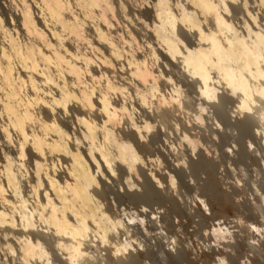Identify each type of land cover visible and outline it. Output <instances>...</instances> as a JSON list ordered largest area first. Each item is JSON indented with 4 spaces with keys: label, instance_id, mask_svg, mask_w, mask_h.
Listing matches in <instances>:
<instances>
[{
    "label": "bare ground",
    "instance_id": "1",
    "mask_svg": "<svg viewBox=\"0 0 264 264\" xmlns=\"http://www.w3.org/2000/svg\"><path fill=\"white\" fill-rule=\"evenodd\" d=\"M0 5L10 18L8 26L0 20V118L6 120L0 126V227L16 239L18 264H33L32 259L45 256L50 264L42 241L53 242V253L63 264L87 255L83 245L92 231L107 241L108 232L122 222L107 214L97 198L107 186L100 176L118 170L130 177L138 171L147 179L144 192L136 197L146 200L149 190L150 197L158 191L135 148H150L157 133L147 139L149 121L118 126L117 115L126 107L108 96L125 93L108 75L121 63L119 47L135 42L134 34L146 38L154 59L161 55L166 67H176L185 85L198 89L201 109L209 105L221 114L237 94L240 112L261 103L257 119L264 123V34L259 26L254 31L257 25L251 28L245 17L239 31L222 14L221 8L229 12L231 7L253 22L255 15L237 0H20L13 5L4 0ZM125 7L136 16L134 32L120 24L119 17L130 20ZM140 56H131L129 75L136 81L137 107L149 119V95L165 101L157 83L171 80L155 74L147 67V56ZM95 81L104 85L97 90ZM155 110L162 118L171 112ZM223 117L230 122L227 114ZM71 128L73 141L67 132ZM77 142L80 147L74 146ZM25 151L28 165H33L26 181L19 170ZM55 163L62 168H54ZM36 219L46 223V229L38 227ZM125 243L116 245V251L128 249Z\"/></svg>",
    "mask_w": 264,
    "mask_h": 264
},
{
    "label": "rangeland",
    "instance_id": "2",
    "mask_svg": "<svg viewBox=\"0 0 264 264\" xmlns=\"http://www.w3.org/2000/svg\"><path fill=\"white\" fill-rule=\"evenodd\" d=\"M7 2L13 5L20 0ZM237 2L255 15L252 20L256 24L242 12H233L231 7L227 13L224 8L220 11H224L222 14L239 31L245 17L249 19L247 22L251 28L257 25L254 31L262 29L259 31L264 34V0ZM125 12L132 21L127 20V23L125 18L119 17L120 24H125L134 32L135 26L132 25L137 26L136 16L128 7H125ZM8 15L0 5V20L5 26L10 19ZM134 35L137 36L135 42L119 47L122 51L121 63L108 75L116 84L125 87V93L113 91L108 96L112 102L126 107L117 115L118 126L125 128L130 122L144 125V121H149L151 128L145 133L147 139L157 133L158 137L150 148H135L158 191L151 193L150 197L149 190L146 200L137 198L135 193L144 192L147 179L138 171H133L130 177L118 170L116 174L108 172L110 175L107 177H101V172H96L107 183L105 191L97 198L106 213L121 221L122 226L110 230L107 241L92 231L83 245L87 255L74 264H129L128 259L132 264H264V123L257 119V107L261 103L258 102L257 107H254L257 102L251 104V110L240 112L236 94L232 95V100L226 103L221 114L209 105L201 109L198 89L185 85L176 67H166V60L161 55L154 59L144 36ZM15 37L21 39L20 36ZM104 55H107L106 52ZM133 55L147 56V67L171 80L165 85L157 83L165 101L159 98L160 95H149L147 106L153 108L149 119L136 104L137 92L133 88L136 81L129 75ZM102 85L101 81L93 83L97 90ZM219 86V91L225 92ZM173 87H178L180 91L176 92ZM260 100L264 102V97ZM158 107L171 112L162 118L155 110ZM225 114L230 118L229 123L223 117ZM5 123L6 120L0 118V126ZM58 123L64 127V124ZM67 132L73 141V129H67ZM74 146L80 147L78 142ZM2 154L0 136V159ZM84 156L88 158L85 152ZM22 159L25 164L19 170L26 181L31 177L33 165H28V152L25 151ZM192 161H196L194 166ZM62 165L55 163L54 168L60 169ZM36 221L41 229L46 226V223ZM15 226H22L19 219ZM93 230L96 231L94 227ZM13 239L15 237L5 235L0 227V264L20 262L19 247ZM124 242L129 248L125 252L116 251V245ZM42 245L50 264H63L53 253V242L42 241ZM58 253L68 257L64 250ZM130 257H135V261ZM45 258L32 259L31 263L46 264Z\"/></svg>",
    "mask_w": 264,
    "mask_h": 264
}]
</instances>
